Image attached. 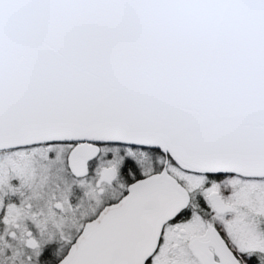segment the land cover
<instances>
[{
  "label": "snow or ice",
  "instance_id": "obj_1",
  "mask_svg": "<svg viewBox=\"0 0 264 264\" xmlns=\"http://www.w3.org/2000/svg\"><path fill=\"white\" fill-rule=\"evenodd\" d=\"M0 264H264V0H0Z\"/></svg>",
  "mask_w": 264,
  "mask_h": 264
}]
</instances>
